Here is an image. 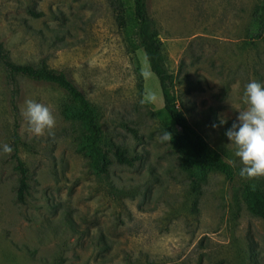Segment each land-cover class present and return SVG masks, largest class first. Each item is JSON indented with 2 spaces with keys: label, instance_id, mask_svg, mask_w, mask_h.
I'll list each match as a JSON object with an SVG mask.
<instances>
[{
  "label": "rangeland",
  "instance_id": "1",
  "mask_svg": "<svg viewBox=\"0 0 264 264\" xmlns=\"http://www.w3.org/2000/svg\"><path fill=\"white\" fill-rule=\"evenodd\" d=\"M124 1L131 12L133 0ZM259 1L147 0L173 75L171 96L237 171L225 132L244 108V86L264 83V34H249ZM128 14L121 27L109 0H0V42L12 59H46L65 71L97 108L105 139L141 158L96 173L82 153L79 122L65 112L64 90L19 76L18 151L30 188L18 202L12 88L0 64V264H264V218L249 209L241 180L212 172L200 193L192 191L181 131L164 113L159 79ZM26 99L50 107L54 135L27 131ZM165 131L170 142L160 139Z\"/></svg>",
  "mask_w": 264,
  "mask_h": 264
},
{
  "label": "trees",
  "instance_id": "2",
  "mask_svg": "<svg viewBox=\"0 0 264 264\" xmlns=\"http://www.w3.org/2000/svg\"><path fill=\"white\" fill-rule=\"evenodd\" d=\"M119 26L127 25L128 13L135 21V33L148 59L151 70L159 79L164 97V113L171 122L180 129L183 142L184 156L181 168L187 173L191 189L200 193L201 187L209 174L217 172L228 180L239 178L242 182L243 197L249 209L257 216L264 218V189L258 179L245 180L237 169L228 163L223 154L214 148L207 138L189 121L177 104V99L171 96L170 86L173 75L164 55V42L160 36L156 20L150 15L147 0H133V10L130 12L124 0H109ZM30 13L39 17L43 12L30 9ZM249 34L254 38L264 34V0L256 6L249 27ZM0 64L6 69L8 84L12 88L11 103L15 112V128L13 140V158L17 171L18 187L17 201L24 203L29 192V168L21 158L18 145L22 139L19 134V94L18 77H29L38 81L50 82L58 85L67 96L65 112L68 117L78 121L81 128V150L88 158L89 165L99 175H107L114 162L133 166L141 158L129 153L128 149L112 141H107L100 124L97 108L87 95L63 70L51 68L46 59L37 64L17 63L10 51L0 42ZM181 98H178V100ZM181 102V101H180ZM232 124L230 125V127ZM136 136L138 133L133 129ZM252 185H255L253 189Z\"/></svg>",
  "mask_w": 264,
  "mask_h": 264
},
{
  "label": "clouds",
  "instance_id": "3",
  "mask_svg": "<svg viewBox=\"0 0 264 264\" xmlns=\"http://www.w3.org/2000/svg\"><path fill=\"white\" fill-rule=\"evenodd\" d=\"M152 99L154 97H149V100ZM241 101L244 108L238 110L236 122H233L225 135L234 146V155L241 164L238 175L245 180H254L264 177V83L256 80L248 82L244 86ZM21 115L26 121L27 131L32 135L43 136L45 133L54 135L56 117L49 106L33 99H26L21 108ZM225 123L227 121L221 118L220 124ZM160 139L162 142H170L172 134L165 131ZM3 151L10 154L12 148L5 144ZM228 163L235 166L233 160ZM252 187L255 189V185Z\"/></svg>",
  "mask_w": 264,
  "mask_h": 264
}]
</instances>
